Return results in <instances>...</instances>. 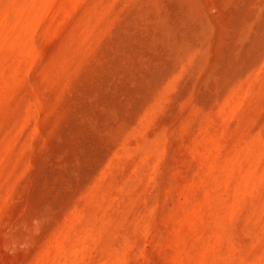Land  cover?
I'll return each instance as SVG.
<instances>
[{
  "label": "rangeland",
  "instance_id": "374dc122",
  "mask_svg": "<svg viewBox=\"0 0 264 264\" xmlns=\"http://www.w3.org/2000/svg\"><path fill=\"white\" fill-rule=\"evenodd\" d=\"M0 264H264V0H0Z\"/></svg>",
  "mask_w": 264,
  "mask_h": 264
}]
</instances>
